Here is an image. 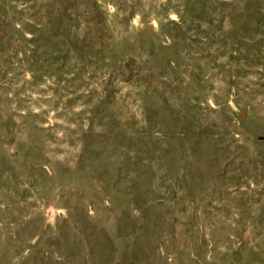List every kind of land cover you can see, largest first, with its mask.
I'll use <instances>...</instances> for the list:
<instances>
[{"label": "rangeland", "instance_id": "1", "mask_svg": "<svg viewBox=\"0 0 264 264\" xmlns=\"http://www.w3.org/2000/svg\"><path fill=\"white\" fill-rule=\"evenodd\" d=\"M264 0H0V264H264Z\"/></svg>", "mask_w": 264, "mask_h": 264}, {"label": "trees", "instance_id": "2", "mask_svg": "<svg viewBox=\"0 0 264 264\" xmlns=\"http://www.w3.org/2000/svg\"><path fill=\"white\" fill-rule=\"evenodd\" d=\"M262 139H264V138H262Z\"/></svg>", "mask_w": 264, "mask_h": 264}]
</instances>
